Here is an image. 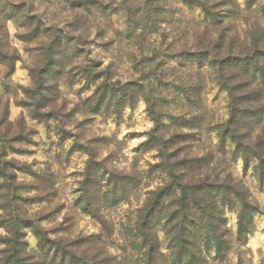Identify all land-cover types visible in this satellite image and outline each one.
<instances>
[{
    "label": "rangeland",
    "instance_id": "obj_1",
    "mask_svg": "<svg viewBox=\"0 0 264 264\" xmlns=\"http://www.w3.org/2000/svg\"><path fill=\"white\" fill-rule=\"evenodd\" d=\"M191 196L193 264H264V0H0V264H149L150 202L176 264Z\"/></svg>",
    "mask_w": 264,
    "mask_h": 264
},
{
    "label": "trees",
    "instance_id": "obj_2",
    "mask_svg": "<svg viewBox=\"0 0 264 264\" xmlns=\"http://www.w3.org/2000/svg\"><path fill=\"white\" fill-rule=\"evenodd\" d=\"M243 64V70L248 71L252 69V62L249 61H240ZM230 95V105L232 108V114L231 118L232 120H236L239 118V115L242 114V110L238 109V105L240 103L237 102V100L233 96V92L229 89L228 90ZM240 101V100H239ZM191 199H193L194 207L191 209H186L187 212L181 214L177 213L176 216L180 215L178 219L176 220V226L173 228L172 233V242L170 244V249L174 251V262L176 264H193L197 263V255L193 250V245L188 242L189 237H193V232L195 230L204 229L206 232L209 233H215V227L211 223L212 216L210 215L211 209L207 206V202L203 203L205 199L197 200L194 196H191ZM156 202H150L146 209L143 211L142 215L140 216L141 219L139 220V223L137 224V229L139 231V234L141 237L145 240V242L148 244V250H149V256L156 251L157 244L153 241V235L152 230L155 226V223L158 219L157 216V209L155 206ZM196 204V206H195ZM206 204V205H205ZM185 210V211H186ZM87 211V209H86ZM89 211V210H88ZM189 211V213H188ZM190 211H196L194 213H191ZM91 213V212H90ZM248 217V214L246 212H243V214L240 216V222L238 224V233L241 235L242 233L246 232V221L245 219ZM175 221V219H174ZM190 228H186V227ZM171 233V232H170ZM216 247H217V253L218 255H221L225 252V246L221 241L217 239L216 241ZM149 257V264H151V259ZM18 259L15 258V262L17 263ZM19 262V261H18Z\"/></svg>",
    "mask_w": 264,
    "mask_h": 264
}]
</instances>
